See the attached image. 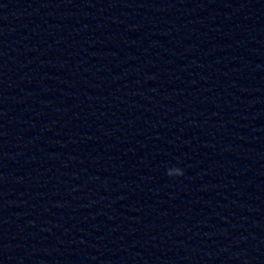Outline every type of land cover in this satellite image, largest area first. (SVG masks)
Here are the masks:
<instances>
[{
    "label": "clouds",
    "instance_id": "obj_1",
    "mask_svg": "<svg viewBox=\"0 0 264 264\" xmlns=\"http://www.w3.org/2000/svg\"><path fill=\"white\" fill-rule=\"evenodd\" d=\"M166 175L170 178H176L184 175L183 169L179 167H170L166 170Z\"/></svg>",
    "mask_w": 264,
    "mask_h": 264
}]
</instances>
